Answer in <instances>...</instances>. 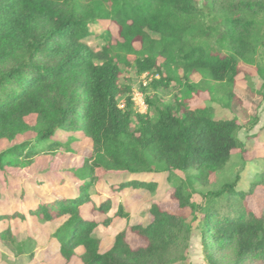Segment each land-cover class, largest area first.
<instances>
[{
	"label": "trees",
	"instance_id": "16d2710c",
	"mask_svg": "<svg viewBox=\"0 0 264 264\" xmlns=\"http://www.w3.org/2000/svg\"><path fill=\"white\" fill-rule=\"evenodd\" d=\"M99 22L115 25L117 40L106 31L94 51L85 41L90 27ZM259 45H264V0H0V142L36 135L33 142L0 153V173L6 166L26 167L36 154L65 147L53 140L60 132L81 133L93 148L91 160L75 172L82 182L77 196L40 202L29 211L44 222L65 217L54 235L64 263L80 247L82 264L186 262L194 232L186 218L154 203L151 222L129 229L143 245L132 248L121 232L101 253L92 236L100 223L84 218L81 209L91 205L90 210L106 214L114 189H152L155 183L140 177L162 173L168 174L170 196L185 209L190 187L207 185L233 151H247L238 134L242 128L252 133L259 120L254 117L241 128L237 119H216L210 107H193L187 97L171 104H154L146 97L149 110L138 113L130 86L120 83L121 67L134 70L137 77L159 76L149 84L155 92L179 81L173 67L184 73L185 85L198 73L215 84L216 95L240 103L233 89L243 64L255 67L264 94ZM121 98L124 109L118 105ZM29 117H34L33 125ZM190 171L194 174L185 180L176 175ZM108 173L133 179L114 186L110 194L93 192ZM257 177L247 190L238 188L237 176L203 197L198 228L207 264H264V207L255 216L246 202L257 186L264 190V171ZM93 196L103 198L97 203ZM10 217L0 215V220Z\"/></svg>",
	"mask_w": 264,
	"mask_h": 264
},
{
	"label": "rangeland",
	"instance_id": "374dc122",
	"mask_svg": "<svg viewBox=\"0 0 264 264\" xmlns=\"http://www.w3.org/2000/svg\"><path fill=\"white\" fill-rule=\"evenodd\" d=\"M201 5L206 4L201 2ZM224 7L226 8V5ZM98 24L90 27L91 36L85 41L94 51L99 50L102 43L100 37L106 31L111 33L114 41L117 40L118 34L117 27L112 23L99 22ZM217 45L220 46V43L218 42ZM135 47L136 50L140 49L138 44ZM262 53H264V45H259L257 54ZM130 59L133 60V58ZM162 62L163 59L160 58L158 64L161 65ZM121 69L120 83L130 86L133 109L138 113L144 114L149 110L145 103L146 97L154 104L159 100L164 104H171L178 98L187 97L193 107H210L216 119H237L241 128L249 125L254 117L259 120L252 133L242 128L238 134L239 140L244 143L247 151H233L227 165L221 171L209 176L207 185H195L193 190L190 187L191 198L185 209H181L176 200L170 196L172 191L171 184L167 181V173L140 177L149 183H155L152 189L140 188L126 191L114 189L117 193L110 198V209L106 214L90 210L91 205L81 209L85 217L100 223L94 229L92 236L99 242V251L105 253L121 232L126 234L127 242L132 248L143 245V242L129 229L134 225L147 226L152 219L149 210L151 205L156 203L162 210L184 217L187 224H193L194 232L184 264H207L202 235L198 228L203 216L202 208L205 205L203 197L209 192L219 191L225 184L233 183L237 176L240 177L238 188L242 191L247 190L250 185L258 181L257 175L264 171V100L262 99L264 94L256 69L254 66L242 65V73L237 78L233 89L234 96L240 103L234 98L231 100L225 98V95L224 97L220 94L216 95L215 84L198 73L191 74L189 83L185 85L186 81L182 79L184 73L173 67V73L179 81L155 92L149 89V84L153 79H159V76L145 73L137 77L135 71L130 68L122 66ZM143 90L146 91L143 92ZM118 105L120 109H124L123 98L119 99ZM34 121V117L27 118V122L31 125ZM35 138L34 133H27L12 142L3 140L0 142V153L22 143L33 142ZM53 140L65 143V147L57 149L54 154L45 152L36 154L26 167L6 166L4 172L0 173V212L13 216L5 219L7 222L0 221V231L6 227L11 229L6 228L9 232L3 234L4 236L0 234V264H13L9 257L14 256V251L17 250L25 251L30 255L34 250L36 251V256L33 254L36 257L35 260L33 262L26 260L23 264H82L80 258L83 254L82 247L75 249L74 256L67 263H64V260L55 253L60 247V242L54 235L59 226L64 223L65 217L51 223L44 222L29 212V209L39 205L40 202L50 203L77 196L82 182L75 176V172L91 160L92 144L83 134L60 132ZM190 174L194 172L176 175L185 180ZM129 179L133 178H127L121 173H108L100 177L92 190L99 194H110L114 186L121 185L123 181H129ZM262 187L257 186L253 196L246 198L248 209L255 216H259L264 207ZM98 197L103 198V196ZM98 197L93 196V199L97 201Z\"/></svg>",
	"mask_w": 264,
	"mask_h": 264
},
{
	"label": "crops",
	"instance_id": "0c3cea01",
	"mask_svg": "<svg viewBox=\"0 0 264 264\" xmlns=\"http://www.w3.org/2000/svg\"><path fill=\"white\" fill-rule=\"evenodd\" d=\"M126 191V190H125ZM71 198H73V197H71ZM93 199V198H92ZM96 200V199H95ZM96 202H99V199L96 201ZM85 207H87V206H85ZM33 208V207H32ZM31 208V209H32ZM31 209H29V211L31 210ZM0 215H2V216H5V215H8V214H3V213H1L0 212ZM81 215L84 217V218H87V217H85L83 214H82V211H81ZM88 219H91V218H88ZM94 220V219H93ZM1 221V220H0ZM2 221H4V222H7V221H5V219H3ZM6 228H9L10 229V227H6ZM3 229L2 231H0V234L1 233H3L4 231H6V230H8V229ZM11 230V229H10ZM56 239V238H55ZM59 250V249H58ZM16 252H17V254H16ZM55 253H57L58 254V251H56ZM33 254L36 256V251L34 250L33 251ZM32 254V258H31V256H29L30 254H26V252L25 251H21V250H17V251H14V256H12V257H9V260H11V261H13V264H23L26 260H31V262H33L34 260H35V256Z\"/></svg>",
	"mask_w": 264,
	"mask_h": 264
}]
</instances>
